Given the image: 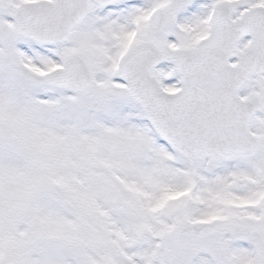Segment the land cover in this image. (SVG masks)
I'll return each mask as SVG.
<instances>
[{
  "label": "snow or ice",
  "instance_id": "1",
  "mask_svg": "<svg viewBox=\"0 0 264 264\" xmlns=\"http://www.w3.org/2000/svg\"><path fill=\"white\" fill-rule=\"evenodd\" d=\"M0 264H264V0H0Z\"/></svg>",
  "mask_w": 264,
  "mask_h": 264
}]
</instances>
